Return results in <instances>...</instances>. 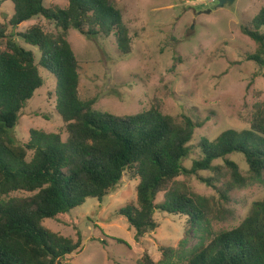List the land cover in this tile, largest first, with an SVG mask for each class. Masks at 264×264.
Returning <instances> with one entry per match:
<instances>
[{"label": "trees", "instance_id": "trees-1", "mask_svg": "<svg viewBox=\"0 0 264 264\" xmlns=\"http://www.w3.org/2000/svg\"><path fill=\"white\" fill-rule=\"evenodd\" d=\"M4 1L14 5L11 26L43 17L51 27L33 24L19 35L0 27V264H67V255L82 248L81 233L75 240L44 221L87 198L103 202L124 176L138 181L137 199L118 213L136 230L138 241L159 227L157 211L185 217L187 225L178 246H162L159 260L145 251L136 264H264V198L252 204L238 226L221 231L213 226L234 220L231 191L264 183V100L253 104L248 127L202 138L200 157L187 165L189 144L202 123L163 113L159 100L137 113L116 114L94 108L95 98L80 96V60L68 39L71 29L92 38L114 35L123 54L132 51L129 28L112 0H69L67 7L47 6V0ZM263 28L264 6L242 26L258 44L248 59L261 67ZM16 35L39 49V60ZM42 71L56 79L63 126L57 132L31 129L30 139L20 144L13 131L44 85ZM231 155L243 156L246 170ZM201 171L212 174L204 177ZM192 176L215 193L195 191ZM160 193L164 199L158 202ZM192 239L197 242L190 246Z\"/></svg>", "mask_w": 264, "mask_h": 264}, {"label": "rangeland", "instance_id": "rangeland-1", "mask_svg": "<svg viewBox=\"0 0 264 264\" xmlns=\"http://www.w3.org/2000/svg\"><path fill=\"white\" fill-rule=\"evenodd\" d=\"M112 1L129 28L132 51L123 54L114 35L92 38L71 29L68 39L80 60L82 99L95 98L94 108L116 114L137 113L159 100L163 113L178 121L186 115L202 123L189 144L187 165L200 157L202 138L213 140L227 129L249 126L253 104L264 100V67L248 59L258 44L242 32V26L253 20L264 0H235L225 6H219V0ZM68 4L69 0L46 1L47 6ZM13 13V3L0 0V27L6 32L19 35L33 24L51 27L43 17L13 27ZM18 35L15 39L33 50L39 60V49ZM42 75L44 85L21 111L13 131L20 144L30 139L31 129L57 132L63 126L56 110V79L46 71ZM230 157L246 170L243 156ZM211 174L200 172L204 177ZM190 182L201 194L215 193L197 176ZM137 183L124 176L103 202L87 198L82 206L44 221L51 230L75 240L81 233L82 248L67 255V264H136L145 251L159 260L162 246L180 244L187 228L185 217L157 211L159 227L138 241L136 230L119 215L121 207L136 202ZM230 196L235 218L214 222L216 231L238 226L252 204L264 198V183H249L231 191ZM163 199L160 193L158 202ZM196 242L192 239L190 246Z\"/></svg>", "mask_w": 264, "mask_h": 264}, {"label": "water", "instance_id": "water-1", "mask_svg": "<svg viewBox=\"0 0 264 264\" xmlns=\"http://www.w3.org/2000/svg\"><path fill=\"white\" fill-rule=\"evenodd\" d=\"M235 0H219V6H225L226 4H232Z\"/></svg>", "mask_w": 264, "mask_h": 264}]
</instances>
